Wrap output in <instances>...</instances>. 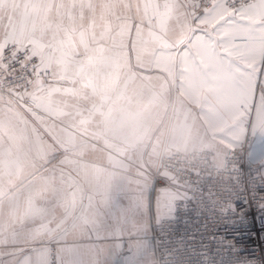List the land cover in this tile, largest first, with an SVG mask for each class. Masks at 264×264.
Listing matches in <instances>:
<instances>
[{"label":"crops","instance_id":"1","mask_svg":"<svg viewBox=\"0 0 264 264\" xmlns=\"http://www.w3.org/2000/svg\"><path fill=\"white\" fill-rule=\"evenodd\" d=\"M62 3L102 79L77 121L0 93V264H49L50 245L57 264H157L147 238L179 196L163 156L209 150L220 167L250 132L264 170V10Z\"/></svg>","mask_w":264,"mask_h":264},{"label":"built area","instance_id":"2","mask_svg":"<svg viewBox=\"0 0 264 264\" xmlns=\"http://www.w3.org/2000/svg\"><path fill=\"white\" fill-rule=\"evenodd\" d=\"M215 0H189L188 9H210ZM239 8L241 0H224ZM13 80L0 79V93H20ZM29 112L39 111L31 98L22 99ZM252 118L251 110L241 108ZM254 136L247 132L240 145L230 149L223 164H215L209 150L172 152L160 160V168L173 176L178 187L171 216L154 225L147 238L157 264H264V211L253 199L260 192V169L250 163ZM49 264H57L50 245Z\"/></svg>","mask_w":264,"mask_h":264},{"label":"snow or ice","instance_id":"3","mask_svg":"<svg viewBox=\"0 0 264 264\" xmlns=\"http://www.w3.org/2000/svg\"><path fill=\"white\" fill-rule=\"evenodd\" d=\"M264 10V0H241L238 13ZM0 79L13 80L56 115L83 120L102 79L78 34L75 5L58 0H0ZM253 199L264 211V170Z\"/></svg>","mask_w":264,"mask_h":264}]
</instances>
